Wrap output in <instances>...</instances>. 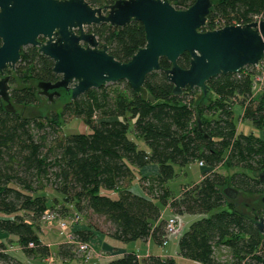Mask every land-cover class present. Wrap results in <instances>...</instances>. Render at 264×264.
<instances>
[{"label": "trees", "instance_id": "16d2710c", "mask_svg": "<svg viewBox=\"0 0 264 264\" xmlns=\"http://www.w3.org/2000/svg\"><path fill=\"white\" fill-rule=\"evenodd\" d=\"M86 1L100 6L113 2ZM168 1L176 9H185L194 2ZM263 12L264 0H213L204 30L211 28L214 19L245 24ZM87 30L95 33L120 62H127L145 44L139 21L122 27L90 25ZM189 59L184 52L177 64L187 68ZM159 63L162 70L146 75L140 93L124 80L113 83L111 89L104 85L89 89L73 100L61 91L60 97L68 99L48 117L6 112L0 99V213L7 215L0 217V231L18 236L24 247L33 241L35 250L46 254L36 238L35 224L60 201L63 216L72 212L103 216L111 225L108 235L119 241L150 237L161 245L166 222L162 210L168 207L170 215L195 217L178 235L179 257L199 264H261L264 234L254 224L255 214L238 210L235 201L224 193V188L230 186L245 195L264 194L261 180L253 174L264 170V136L260 135L264 131V89L253 94L254 66L210 78L206 92L198 89L200 97L196 98L197 88L173 94V85L163 73L170 64L163 57ZM52 66V60L37 47H22L13 70L21 82L20 87L10 90L13 105L36 103V83L58 78ZM236 102L243 107L241 118L251 122L259 134L237 132L232 108ZM65 115L81 118L89 131L54 138L43 152L46 129L57 132ZM33 128L43 134L36 136ZM129 134L141 138L146 149L139 148ZM195 161L203 162L198 182L184 186L176 196L162 187L176 174L175 167L181 169ZM150 164L156 166L159 194L132 189L136 176ZM49 174L53 175L57 195L53 200L34 187L40 177ZM72 233L79 241H89L94 234L87 227L73 228ZM221 248L228 252L224 260L216 253ZM59 254L64 258L75 255L74 244H61ZM0 260L7 262V255L0 253ZM107 264L177 263L174 257H139L127 252Z\"/></svg>", "mask_w": 264, "mask_h": 264}, {"label": "water", "instance_id": "95a60500", "mask_svg": "<svg viewBox=\"0 0 264 264\" xmlns=\"http://www.w3.org/2000/svg\"><path fill=\"white\" fill-rule=\"evenodd\" d=\"M212 4L213 0H194L187 8L176 9L168 0H113L101 7L86 0H0V99L4 110L19 113L22 107L11 102L10 87L14 86L9 84L6 71L11 70L14 76L13 69L25 46L37 47L50 58L58 78L36 83L37 93L46 99L37 95L39 106L23 108L24 117L48 115L50 109L59 111L68 99L60 97L61 91L73 100L89 89L124 80L140 93L146 75L162 70V57L170 64L163 73L173 85V94L179 95L185 88L205 93L210 78L254 66L264 56V18L201 30ZM133 20L142 24L145 44L127 62L115 59L95 33L84 29L102 23L122 27ZM184 52L190 57L187 68L177 64ZM20 86L16 79L15 87ZM253 174L264 186V170ZM224 193L235 201L238 210L250 216L249 210L255 214V209L263 208L260 216L254 215V224L264 234V194L245 195L230 186Z\"/></svg>", "mask_w": 264, "mask_h": 264}, {"label": "rangeland", "instance_id": "374dc122", "mask_svg": "<svg viewBox=\"0 0 264 264\" xmlns=\"http://www.w3.org/2000/svg\"><path fill=\"white\" fill-rule=\"evenodd\" d=\"M93 3L94 4L95 3L96 4L102 3V0L100 2H93ZM92 6L101 7L103 5L100 6V4H99V5H92ZM204 28H205V26L202 27L201 30H204ZM84 29H85V31L90 32V31L87 30V26L84 27ZM101 44H102V42H101ZM15 67H16V65H15ZM10 73H12V72H10ZM10 73H8V74H10ZM11 76L12 75L10 74V77ZM117 82H120V81H117ZM113 83H115V82H113ZM113 83H107L104 86L106 88L111 89L113 86H115V85H113ZM9 84L13 85L14 87L16 86L15 77H14V82L13 83H9ZM10 88L12 89L13 87H10ZM196 90H198V88ZM199 90L196 91V94H195L196 98L200 97V93H199L200 91ZM37 95L40 96L43 99H46V97L43 96V95H40L38 93H37ZM143 95L146 96V97L149 96L146 91H143ZM56 98H58V97H53V99H56ZM46 103L50 105L51 101L50 100H46ZM16 105L22 106L21 110L19 112V114H22L23 108H30V107L39 106V101L37 100V102L32 104V105H19V104H16ZM62 105H61V107H62ZM54 111L55 110H51V109L48 110L49 114L54 112ZM49 114L48 115H33L31 117L43 118V117H48ZM234 119H235V121H237V119H238L237 116H235ZM43 122L45 123V121H43ZM237 127H238V130L241 131V132H247L250 129H252L251 124H249V122L245 121V120L243 121V123L237 121ZM46 130H47L46 132H48V133H46L45 148L43 149V152L46 151L47 146L49 145L50 142H52L54 140V138H59L63 134L88 132L89 131V127L86 124H84V122H83V120L81 118L65 115L59 121V129H57V132H51V130L49 128H47ZM253 131L257 132V129L253 128ZM33 132L35 133L36 136H39V135L43 134V131H37L36 132V130L34 128H33ZM260 135L264 136V131H260ZM130 136H131V138H133L135 140V142L137 143L139 148H145V144H144V142H143V140L141 138H134L132 134ZM195 162H190L189 164H187L186 166H184L181 169H179L178 167H175L176 174L174 175L173 178H171V179L167 180L166 182H164L162 184V187L164 189L169 190V192H170V194L172 196H176V195H178L180 193L181 189L184 186L192 184L194 182H197L198 179L202 175V169L199 168V167H201V165L198 164V161H195ZM231 171H233V170H231ZM154 174H155V170L154 169L151 170V168H150L149 171L148 170H146V171L144 170L143 172H141V174H139V176L138 175L136 176V178L134 180H136L135 183L137 182V184H138L137 186H139V188L142 189L141 192L148 193V194H151V195L160 193V184L156 180ZM143 175H145V176H143ZM134 186H132V187H134ZM34 187H37L36 189L38 191L44 192L47 195V197L49 199H51V200H53L52 198L54 196H57L56 193L53 190V175L52 174L40 177L38 182L34 183ZM136 190H138V189L136 188ZM58 199H60L59 196H58ZM57 204L58 203H56L54 205L53 209L50 208L51 210H48V211H54L57 214H59V217H63V215L60 213V210H59L60 209V204H58V205ZM258 210H259V212H258ZM262 210H263L262 207H258L257 209H255V214L260 216L261 213H262ZM249 213L254 215L252 210H249ZM167 216H168L167 211L166 210L163 211V217L165 218ZM59 217H57L56 219H53V220H51L49 222H47V221L46 222L45 221L42 222L41 220H38L37 224L39 226H41V227L42 226H44V227L45 226H51L52 227V225H54V224L56 226H60L58 224L59 223L58 221L60 219ZM194 219H195L194 216L184 215L182 217V222H183L182 231H185L188 228L189 224ZM77 223H89L90 225H92L93 228H95L96 230H98L100 232H108L111 229L110 223L108 221H106L103 218V216L95 215V214H92L90 212H87L85 214L80 213V220ZM60 227H62V226H60ZM177 240H178L177 236L173 237L172 239H170L169 244L167 246L168 252H169V254L171 256H174L176 251H177ZM7 243H13V242H12V240H8ZM129 244H132V243H129ZM138 244L140 246L141 241H138ZM14 245H19L20 246V244L17 243V242ZM20 247L22 248V246H20ZM20 251H23V249H21ZM216 253L223 260L228 258V252L226 251L225 248L217 249ZM30 255L31 254H28V253H26V251H24L23 255L21 254V256H20L21 259H22V260H20V264H45L42 261H39V259L34 260ZM175 260H176L177 264H199L197 262L186 260V259H183L181 257H177V258L175 257ZM89 264H91V263H89Z\"/></svg>", "mask_w": 264, "mask_h": 264}, {"label": "crops", "instance_id": "0c3cea01", "mask_svg": "<svg viewBox=\"0 0 264 264\" xmlns=\"http://www.w3.org/2000/svg\"><path fill=\"white\" fill-rule=\"evenodd\" d=\"M233 112L234 117L237 116V121L243 123V119L241 118L243 113V107L241 104H237V102L233 105ZM237 121H236V130L237 132H241L238 130L237 127ZM247 121V120H245ZM249 122V121H248ZM251 124V122H249ZM252 129H250L247 132H241V133H254L259 134V131L257 132L253 131V128H255L252 124ZM256 129V128H255ZM146 149V146L145 148ZM196 163V162H195ZM199 167V166H198ZM151 168L156 171V166L154 164H150L146 167V169H142L140 172H143L144 170H148ZM201 169V167H199ZM201 179V177L198 179V181ZM197 181V182H198ZM195 183V182H194ZM135 185V186H134ZM137 182L134 183L132 186H134L132 189H138L141 191L139 186H137ZM61 202L59 201L58 204ZM57 204V205H58ZM168 209V210H167ZM167 211L168 216L170 215L169 208L166 207L162 210V216L163 211ZM6 214L0 213V217H5ZM7 216V215H6ZM9 216V215H8ZM167 216V217H168ZM165 217V218H167ZM28 220V217L24 216ZM42 222V216L38 219ZM37 220V222H38ZM61 220H64L65 226L60 227L56 226L55 224L51 226H39L36 222L34 232L36 235V238L41 246L44 247L46 254H41L35 250V248H26L22 246L19 242V238L16 235L13 234H7L5 232L0 231V253L7 255L8 261L3 262L0 260V264H20L21 254L23 255V252L26 251V253L31 254L30 256L36 260L39 259V261H42L45 264H107V262L114 258L121 256L124 253L127 252H135L139 257H143L149 254L159 255L162 257H179L177 255V251L174 256H171L168 252L167 246L169 244L170 239L165 245H157L152 242L150 237H147L146 239H139L131 242H122L119 241L111 236L108 235V232H100L90 226L89 223H72L69 218L61 217ZM40 221V222H41ZM49 224V223H48ZM89 228L91 229L94 234L92 238L89 240V242L92 245V258L88 261L82 260L78 255H72L71 257H62L59 254V247L61 244L68 243V236L71 234L73 228L80 229V228ZM178 237V236H177ZM172 239V238H171ZM8 240H12L13 243H7ZM138 241H141V244L139 246ZM19 243V245H14L15 243ZM132 243V244H129ZM69 244V243H68ZM23 249V251H20ZM15 253V254H14Z\"/></svg>", "mask_w": 264, "mask_h": 264}, {"label": "built area", "instance_id": "2783aa9c", "mask_svg": "<svg viewBox=\"0 0 264 264\" xmlns=\"http://www.w3.org/2000/svg\"><path fill=\"white\" fill-rule=\"evenodd\" d=\"M264 18V12L256 15L253 17L251 21H259ZM250 21V22H251ZM248 23V22H247ZM242 23H237L233 21L230 24L224 23L222 20L214 19L213 23L211 22V28L207 30H213L217 28H221L225 25H241ZM205 26V25H204ZM255 68V73L253 75V80H252V89H253V94L258 93L259 91L264 89V56L262 59L259 61L258 64L254 65ZM199 165H203L202 161H198ZM59 217V214H57L54 211H47L42 215L43 221H51L53 219H56ZM69 220L74 224L77 223L80 220V215L77 213L72 212L70 215L67 216ZM59 225L64 227L65 222L64 220H61V217H59ZM183 227V222H182V216L179 215H169L166 218L165 222V237L162 241V245H165L168 240L172 237L178 236ZM69 244H74V253L78 255L80 258H82L84 261H88L92 258V245L89 241H79L76 240L73 236V233L68 236V241ZM26 248H34L35 244L33 241L27 242Z\"/></svg>", "mask_w": 264, "mask_h": 264}]
</instances>
